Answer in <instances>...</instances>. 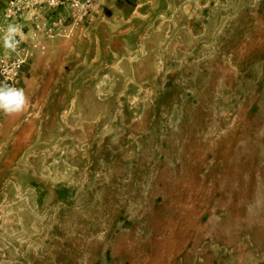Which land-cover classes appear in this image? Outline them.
Here are the masks:
<instances>
[{
	"label": "rangeland",
	"instance_id": "obj_1",
	"mask_svg": "<svg viewBox=\"0 0 264 264\" xmlns=\"http://www.w3.org/2000/svg\"><path fill=\"white\" fill-rule=\"evenodd\" d=\"M25 19L0 264H264V0H106L37 41Z\"/></svg>",
	"mask_w": 264,
	"mask_h": 264
},
{
	"label": "built area",
	"instance_id": "obj_2",
	"mask_svg": "<svg viewBox=\"0 0 264 264\" xmlns=\"http://www.w3.org/2000/svg\"><path fill=\"white\" fill-rule=\"evenodd\" d=\"M102 0H11L4 10V20L27 17L31 20L33 41L43 35H69L75 27L91 16ZM64 10L68 12L65 13ZM22 42L16 44L13 53L0 54V83L20 88L22 75L28 61L34 55V47Z\"/></svg>",
	"mask_w": 264,
	"mask_h": 264
},
{
	"label": "clouds",
	"instance_id": "obj_3",
	"mask_svg": "<svg viewBox=\"0 0 264 264\" xmlns=\"http://www.w3.org/2000/svg\"><path fill=\"white\" fill-rule=\"evenodd\" d=\"M19 29L13 26L8 28L7 35L4 37L5 47L15 49L13 42ZM28 104V99L22 88L10 86L6 81L0 83V111L7 115L20 114Z\"/></svg>",
	"mask_w": 264,
	"mask_h": 264
},
{
	"label": "crops",
	"instance_id": "obj_4",
	"mask_svg": "<svg viewBox=\"0 0 264 264\" xmlns=\"http://www.w3.org/2000/svg\"><path fill=\"white\" fill-rule=\"evenodd\" d=\"M11 0H0V54H5V53H11L12 48H6L5 47V42H4V37L7 35L8 28L10 26L16 27L19 29V32L15 35L14 37V43L16 40V36L22 32V28L26 26L30 21H27L24 17L23 18H17L15 20L11 21H5L4 20V10L7 7L8 3ZM109 2H113V0H108ZM106 2V0H102V3ZM65 13H67V10H64ZM24 30H26V27H24Z\"/></svg>",
	"mask_w": 264,
	"mask_h": 264
}]
</instances>
